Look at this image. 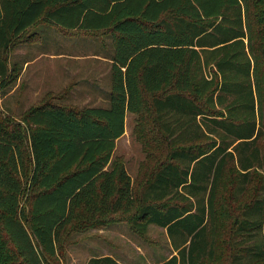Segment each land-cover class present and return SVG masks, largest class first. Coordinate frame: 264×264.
<instances>
[{
	"label": "trees",
	"instance_id": "obj_1",
	"mask_svg": "<svg viewBox=\"0 0 264 264\" xmlns=\"http://www.w3.org/2000/svg\"><path fill=\"white\" fill-rule=\"evenodd\" d=\"M38 24L110 38L108 104L47 98L18 119L0 111V264H60L67 232L119 220L165 229L176 254L154 264H210L207 223L226 165L239 167L240 194L263 166L264 0H0L1 91L20 72L10 52ZM127 113L150 119L140 130L163 152L138 188L111 162ZM259 194L234 221L245 246L230 264H264Z\"/></svg>",
	"mask_w": 264,
	"mask_h": 264
},
{
	"label": "rangeland",
	"instance_id": "obj_2",
	"mask_svg": "<svg viewBox=\"0 0 264 264\" xmlns=\"http://www.w3.org/2000/svg\"><path fill=\"white\" fill-rule=\"evenodd\" d=\"M34 29L36 34L32 41L18 45L10 52L9 62L14 63L20 72L9 87L0 90V111L18 119L29 107L47 98L75 108L107 106L112 52L110 38L46 24H38ZM143 127L152 130L153 124L148 117L126 114L125 130L116 140L111 161L115 166L124 167L134 188L139 187L152 168L154 155L161 157L163 153L157 138H153L150 132H141ZM144 138L154 140L152 148L143 146ZM258 144L264 166V139ZM148 150L151 151L149 154ZM263 166L250 170L249 182L240 194L237 188L239 167L232 162L226 165L217 187L213 216L207 223V241L212 244L214 252L210 264H230L233 249L240 244L245 246L244 240L232 237L234 221L240 218L242 207L253 199L257 190L260 196H264ZM117 215L122 217V214ZM174 254L165 229L149 224L145 232L138 233L128 222L119 220L101 228L67 232L59 262L86 264L93 256H111L120 264H154Z\"/></svg>",
	"mask_w": 264,
	"mask_h": 264
},
{
	"label": "crops",
	"instance_id": "obj_3",
	"mask_svg": "<svg viewBox=\"0 0 264 264\" xmlns=\"http://www.w3.org/2000/svg\"><path fill=\"white\" fill-rule=\"evenodd\" d=\"M25 63H27V61Z\"/></svg>",
	"mask_w": 264,
	"mask_h": 264
}]
</instances>
